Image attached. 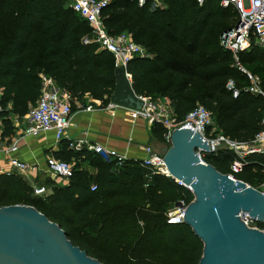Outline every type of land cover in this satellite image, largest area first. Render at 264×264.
I'll return each instance as SVG.
<instances>
[{"label": "trees", "instance_id": "obj_1", "mask_svg": "<svg viewBox=\"0 0 264 264\" xmlns=\"http://www.w3.org/2000/svg\"><path fill=\"white\" fill-rule=\"evenodd\" d=\"M151 8L137 0H109L102 18L109 34L127 33L146 49L127 64L137 95L167 98L173 116L181 120L196 105L210 110L217 132L248 141L261 129L264 98L246 90L249 80L239 70L221 34L235 25L232 6L219 0H161ZM90 34L85 19L69 0H0V103L4 125L10 115L27 114L38 99L40 77L53 78L73 99L85 94L107 104L115 87V62L95 45H85ZM238 63L257 76L264 91V47L251 45L238 53ZM233 81V89L226 87ZM9 106V107H8ZM166 129L150 127L153 147L167 145ZM61 143L58 159L72 166L68 185L52 187V194L32 195L23 177L0 174V206L30 205L55 222L73 245L103 264H197L202 242L190 226L167 223L169 209L192 193L172 178L154 174L140 161L126 159L120 166L90 151H71ZM233 154L218 150L204 160L227 174ZM73 160V162H71ZM86 162L94 170L82 168ZM73 163V164H72ZM237 179L260 189L264 155L247 157ZM48 187L49 180L43 182ZM96 185L91 191L90 186Z\"/></svg>", "mask_w": 264, "mask_h": 264}, {"label": "built area", "instance_id": "obj_2", "mask_svg": "<svg viewBox=\"0 0 264 264\" xmlns=\"http://www.w3.org/2000/svg\"><path fill=\"white\" fill-rule=\"evenodd\" d=\"M138 5L142 6L149 2L151 8L161 6V0H137ZM204 0H197L202 4ZM222 7L232 6L237 12V22L235 25L224 31L220 36L221 45L231 51L233 58L237 62L238 68L242 71L249 85L247 91L259 94L264 98V91L260 85V80L257 76L247 71L238 63V53L248 49L251 45L264 47V0H219ZM109 0H69L70 8L85 19L90 28V34L82 38V43L85 45H95L97 51L105 50L109 52L115 62V66H120L125 69L126 75L131 80V75L127 72L128 62L135 56L144 57L147 55L146 49L135 43L129 34L120 33L111 35L108 33L103 18L102 10L107 6ZM40 92L36 104L29 109L27 114L23 116L25 127L20 128L18 133L6 142L0 139V148L8 154L6 158V168L0 166V174H18L23 178H28V172L37 164H29L16 155L14 152L18 150V143L25 136H37L40 133L53 131L54 139L61 140L65 136L66 128L69 125L70 116L72 114L71 101L72 95L57 86L52 77L45 74H40ZM226 87L233 89V96L237 95V90H234L233 81L229 80ZM143 101V107L140 110H133L121 107L111 103L106 104V108L114 110L116 108L126 109L135 118H141L152 125L159 123L166 129L164 140L167 145L170 144V136L174 129H181L185 126L190 127L192 132H198L203 141L207 142L208 151L196 148L200 162L208 164L204 160V156L209 153H215L218 150H227L233 154V159L229 163L228 175L237 179L236 175L241 173L246 159L253 154L264 155V114L261 119V129L248 141H237L228 138L222 133L217 132L210 110L198 104L189 111L183 119L178 120L173 116V109L167 98H151L149 96L138 95ZM85 110H93V105L85 107ZM4 109L0 103V132L4 127L3 115ZM68 149L79 152L82 150L93 151L102 155L107 160H115L116 166H120L126 156L116 150L106 149L102 146L89 144L86 139L78 137L68 141ZM146 156L140 161V166L147 170L145 175L146 182L154 174H160L168 178H172L164 161L163 154L159 150L154 149L151 145L144 147ZM12 153V154H11ZM1 161V158H0ZM46 172L55 177L68 179L72 173V166L65 160L57 159L53 156L45 158ZM173 179V178H172ZM177 184L186 187L182 181L173 179ZM247 184V183H246ZM249 185V184H247ZM32 195L43 196L47 192L45 185H32ZM96 189V185L92 184L90 190ZM260 190V189H258ZM264 193V190H260ZM188 202L185 199H179L171 209L167 212V223L177 224L183 222V216ZM241 219L251 228H255L264 233V222H259L252 218L248 213H241Z\"/></svg>", "mask_w": 264, "mask_h": 264}, {"label": "water", "instance_id": "obj_3", "mask_svg": "<svg viewBox=\"0 0 264 264\" xmlns=\"http://www.w3.org/2000/svg\"><path fill=\"white\" fill-rule=\"evenodd\" d=\"M110 102L140 110L143 101L134 92L125 69H114ZM196 148L207 142L190 127L174 129L169 146L161 147L173 179L193 195L183 222L202 242L197 264H264V233L248 227L241 213L264 222V193L240 179L200 162ZM0 264H103L73 245L58 224L30 205L0 206Z\"/></svg>", "mask_w": 264, "mask_h": 264}, {"label": "crops", "instance_id": "obj_4", "mask_svg": "<svg viewBox=\"0 0 264 264\" xmlns=\"http://www.w3.org/2000/svg\"><path fill=\"white\" fill-rule=\"evenodd\" d=\"M90 104L93 105V110H85V107ZM71 109L72 114L69 125L66 128L65 136L61 140L56 141L54 139L53 131L43 132L37 136H25L19 140L18 150L13 153V155L29 164L38 165L29 170L28 178H24L31 187L35 184L42 185L45 180H49V185L46 186L47 192L42 197L52 194V187L68 185V179L63 180L50 175L46 172L45 167L47 156L57 158L60 155L62 142L68 143L70 139L81 137L86 139L89 144L116 150L124 154L127 159L138 161L146 156L145 146H154L150 138L151 125L144 119L135 118L126 109L109 110L106 108V104H102L100 100L93 99L88 94H85L80 100L72 99ZM9 119L10 124L4 125L3 130L0 132L2 142L11 139L18 133L20 128L25 127L23 116L10 115ZM161 147H164V145H158V148L155 149L159 150ZM7 157L8 154L5 150L0 148V166L2 168L7 167L5 161ZM82 168L89 172L94 171L86 162L82 164Z\"/></svg>", "mask_w": 264, "mask_h": 264}, {"label": "rangeland", "instance_id": "obj_5", "mask_svg": "<svg viewBox=\"0 0 264 264\" xmlns=\"http://www.w3.org/2000/svg\"><path fill=\"white\" fill-rule=\"evenodd\" d=\"M161 5H162V1H161ZM155 149V148H154ZM18 175V174H17ZM20 176V175H19ZM59 178H61V179H63L64 180V178H62V177H59ZM66 180V179H65ZM260 190H264V181H263V184H261L260 186Z\"/></svg>", "mask_w": 264, "mask_h": 264}]
</instances>
